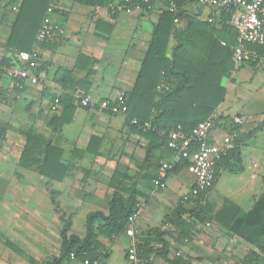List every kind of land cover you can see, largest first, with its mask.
Masks as SVG:
<instances>
[{
	"label": "crops",
	"instance_id": "0c3cea01",
	"mask_svg": "<svg viewBox=\"0 0 264 264\" xmlns=\"http://www.w3.org/2000/svg\"><path fill=\"white\" fill-rule=\"evenodd\" d=\"M21 2L0 1V132L4 133L0 149L5 153L9 147L22 151L26 138L21 129L28 128L50 140L52 146L61 151L60 162L66 168L61 182L51 181L34 171L27 172L37 178L33 179L34 183L44 182L54 191L61 192L64 211L72 218L70 233L78 237L84 236L83 222L88 214L97 211L107 213L106 201L113 191L110 184L115 173L128 176L129 181L119 178L113 184L134 187L138 192V213L133 224L135 240L126 232L111 240L100 235L97 257L93 260L89 257L88 264H131L127 259V250L134 241L137 246L147 241L148 248L152 249L147 254L148 264H264L263 252L231 233L222 223L226 221L222 215L224 204L229 202L243 213H248L253 209L255 199L264 194V49L253 47L258 55L256 62L235 64L232 53L233 67L220 79L223 100L209 118L220 119L216 123L217 129L226 132V125L228 131H237L236 152L217 163V177L212 187L201 195H194L193 176L185 169L166 174L162 186L153 185L158 175L157 163L169 161V151L166 148L154 149L151 152L153 160L146 162L149 140L143 130L128 122V115L82 109L76 100L77 95L85 94L91 95L94 101L111 99L120 91L130 96L154 29L162 13L167 11L165 4L157 1L148 12H122L109 4L100 6L84 0H50L49 6L55 7L51 21L62 27L64 33L45 45L37 44L34 35L26 47L29 50H21L36 55L32 65H28V72L37 82L31 84L27 81L18 88L9 72L20 65L15 59L18 48H12L7 41ZM183 10L192 23L187 18L172 21L164 52L166 58H171L174 48L187 38L198 44H210L215 39L214 29L222 47H225L226 41H235L236 44V30L230 24V15L227 25L233 29L232 36L221 31L218 16L213 22L215 26L208 25L207 18L213 14L211 9L193 2L185 5ZM235 44L230 47L231 51ZM188 50L181 53L182 58L196 54V46L190 45ZM58 69L72 71L67 83L60 84L55 80ZM173 82V78L165 80L160 75L156 81L157 95L153 97L155 102L163 94L160 92L165 91H160V87L169 89ZM59 97H69L74 107L71 108L70 122L54 131L50 126L51 119L60 118L68 112L63 104L56 112L51 111L53 99ZM146 107L145 112L148 110ZM156 116L157 111L151 109L149 120L145 122L148 127ZM235 117L243 119L242 124L231 123ZM10 121L16 123L11 130L5 129ZM19 123L26 127L21 128ZM217 135L219 137L220 133ZM11 168L26 171L19 167L18 156ZM79 187L85 189L81 192ZM71 206L75 208L72 211ZM197 206L204 214L202 219L194 212ZM177 209L181 211L179 218L183 224L174 218ZM48 212L51 219L53 211L46 209V215ZM170 218L174 220L172 224L163 225ZM51 225L50 231L47 227L35 225V230L30 232L34 236L28 256L38 264L60 257V220L54 219ZM153 227L164 231L160 237L163 244L148 232ZM43 232L45 235L41 237ZM2 233L0 229V244L3 246L0 264H31L4 245V240L8 238ZM8 241L24 252L21 245L10 239ZM38 244L43 245L44 251L38 248ZM250 252L257 257L249 259ZM83 262L67 258L60 264Z\"/></svg>",
	"mask_w": 264,
	"mask_h": 264
},
{
	"label": "trees",
	"instance_id": "16d2710c",
	"mask_svg": "<svg viewBox=\"0 0 264 264\" xmlns=\"http://www.w3.org/2000/svg\"><path fill=\"white\" fill-rule=\"evenodd\" d=\"M84 1H90L94 5H108L106 0ZM174 1L178 10L176 13H169L167 11L162 13L160 22L154 29L153 37L134 89L130 96L127 97L128 110L126 115L130 117L128 122L136 120L137 124L132 125L136 129L143 130L149 140L145 156V161L149 163L153 160L151 152L154 149L166 148L167 134L176 125H181L186 130H190L198 122L209 118L224 97V90L220 86V79L233 67L230 47L235 44V41H226L225 47H222L221 41L216 38L215 29L212 30L215 34V39L210 44H198L196 41L193 42L191 41L192 39L187 38L184 42L180 41L174 48L171 58L164 56L172 21L174 19L187 18L189 23H192L191 18L184 14L183 7L195 2V0ZM49 4L50 0H22L15 14L14 23L7 41V44L12 48H18L16 54L23 50V48L29 50L26 47L32 41L34 35H36V29L45 17ZM217 18L218 24L222 28L221 31L229 33L232 36L233 29L227 25L229 14L221 12ZM213 24L208 25L213 27L215 26ZM234 38L236 39V31ZM190 45L196 46V54L182 58L181 53L184 51L188 52ZM261 48L264 49V46L256 47V49ZM16 54L15 59L17 61ZM189 61L190 63L186 64ZM16 63L19 65L18 61ZM160 75L165 80L173 78L174 82L167 91L160 92L163 94L158 96L159 101L155 102L154 98L157 95L155 92L156 81L160 78ZM71 76L72 71L58 69L55 74V80L60 84H65ZM59 99V105L61 107L62 104L65 105L64 108L68 112H64V116L60 118L51 119L50 126L54 131L60 125L70 122L73 111L71 108L74 107L69 97L65 99L59 97ZM141 100L143 101L140 102ZM145 106L148 107L146 112L144 110ZM151 109L157 111V116L150 122V127H146L145 122L149 120ZM182 115L185 117H182ZM219 120L217 119L216 122H220ZM161 129L162 132H160ZM3 134L0 132L1 140L4 138ZM25 138V146L19 156L20 167L35 169L40 176L48 178L51 181L61 182L66 173V168L60 162L61 151L53 147L50 140H46L34 131L29 130L25 134ZM235 152V150L231 151L226 157L233 155ZM170 154L171 152L169 151L168 156L171 157L172 154ZM226 157L222 160H225ZM159 162L157 163V169ZM217 165L215 166V179L217 177ZM185 167L186 163L176 164L167 174L171 172L175 173L181 169H185ZM119 178L126 182L129 181L128 176L115 173L113 181L110 184V188L113 191L106 201L107 213L97 211L88 214L86 216L83 237L70 233L72 225L70 218L59 217L61 222V254L58 259L46 262L45 264H60L64 259L70 258L71 254H74L78 260L88 261L89 257L92 260L96 259L100 249L98 241L100 235L111 240L126 231L128 218L138 211V192L134 187L113 184ZM201 211L202 209L199 206L194 211L196 217L200 219L204 216ZM179 212H181L180 209H177L174 213V218L177 221H180ZM222 215L226 219L222 223L227 226L231 233L241 237L264 253V194L260 198L255 199V205L248 213H243L236 206L227 202L222 208ZM217 219L221 223L219 217ZM181 224L183 223L181 222ZM148 232L150 234L153 233L154 236L156 235L157 240L161 241L160 237L164 231L151 229ZM161 243L163 244L162 241ZM4 245L15 250L29 263L38 264L33 258L22 250H19L8 240H4ZM147 245V241H143L142 245L137 246V256L144 264H148L147 254L152 252V249H149ZM255 257H257L256 254L250 252L249 259H255Z\"/></svg>",
	"mask_w": 264,
	"mask_h": 264
},
{
	"label": "built area",
	"instance_id": "2783aa9c",
	"mask_svg": "<svg viewBox=\"0 0 264 264\" xmlns=\"http://www.w3.org/2000/svg\"><path fill=\"white\" fill-rule=\"evenodd\" d=\"M109 6L122 12H148L153 9L157 1L165 4V9L170 13L177 12V5L174 0H106ZM56 2V1H55ZM54 2V4H55ZM195 3L201 7L211 9L213 14L207 18V22L212 24L215 17L221 12L230 15V24L236 30V44L232 48L233 61L235 64L242 62H256L257 53L253 47L264 46V0H195ZM15 10V9H14ZM55 7L51 5L46 10L39 30L36 34V43L45 45L59 35H63L62 27L51 21V15ZM36 55L19 51L16 54L20 66L10 69V74L14 79V85L18 88L29 81L35 84L37 81L30 77L28 65H32ZM167 91V87H160V91ZM78 107L82 109L98 110L112 115H126L127 95L125 92H118L114 98L101 101H94L91 95H77ZM60 99L53 100L51 111L56 112L59 108ZM243 119L235 117L231 123L234 125L242 124ZM216 119L207 118L198 122L190 130H186L181 125H176L168 134L166 148L171 151L172 156L169 161H160L157 169V178L153 181L155 187L162 186L163 179L170 169L181 163H186L185 170L193 176L192 194L201 195L212 187L215 182V166L236 148L235 139L237 131L229 130L224 125L226 132L217 129ZM131 124H137L132 120ZM148 127V125H145ZM218 133H220L218 137ZM138 211L128 218L126 234L134 239L133 224ZM70 258L76 259L74 254ZM127 259L131 264H140L137 257V242H133L127 250ZM88 264V261H84Z\"/></svg>",
	"mask_w": 264,
	"mask_h": 264
},
{
	"label": "rangeland",
	"instance_id": "374dc122",
	"mask_svg": "<svg viewBox=\"0 0 264 264\" xmlns=\"http://www.w3.org/2000/svg\"><path fill=\"white\" fill-rule=\"evenodd\" d=\"M15 123L12 121L7 122L5 129L7 127L11 130ZM19 124L21 128L26 127L23 123ZM1 128L5 131L4 127L1 126ZM28 131V128L21 129V134H26ZM17 152L19 155H17ZM20 153L21 149L18 151L15 149L14 151L9 147V150L6 153L2 151V148L0 149V229L3 230L8 240L10 239L12 242L21 245V248L24 252H27L28 255L32 249L30 248L32 246H30V242L32 243L34 235L31 233L35 230V225H40L42 228L47 227L50 231L54 219L58 220L60 216L70 218V220L72 218L71 214L64 211L63 205L65 202L61 200V192L54 191V188L48 186L47 183H34V174L28 173L27 171H34L37 173L35 169H26V171H24L11 168L17 160V156L19 161ZM17 172L21 174V178H18L20 175ZM35 180H37V178ZM84 189L85 187H79L81 192ZM46 209H48V211H53V217H51V219L50 212L46 215ZM74 209V206H71L70 210L72 211ZM40 220L43 222H40ZM85 221L86 219H84L83 222L84 228ZM173 221L174 220L170 218L165 220L164 224H162H172ZM4 233H2V236H5ZM44 235L43 232L41 237ZM162 236L163 232L161 234V237ZM38 245V248H41V251H44L45 248L43 245ZM2 250L3 246L0 244V253Z\"/></svg>",
	"mask_w": 264,
	"mask_h": 264
}]
</instances>
